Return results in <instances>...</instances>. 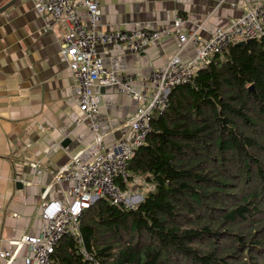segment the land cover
<instances>
[{
  "label": "trees",
  "instance_id": "trees-1",
  "mask_svg": "<svg viewBox=\"0 0 264 264\" xmlns=\"http://www.w3.org/2000/svg\"><path fill=\"white\" fill-rule=\"evenodd\" d=\"M128 167L151 188L95 202L57 264H264V35L175 87Z\"/></svg>",
  "mask_w": 264,
  "mask_h": 264
},
{
  "label": "crops",
  "instance_id": "crops-1",
  "mask_svg": "<svg viewBox=\"0 0 264 264\" xmlns=\"http://www.w3.org/2000/svg\"><path fill=\"white\" fill-rule=\"evenodd\" d=\"M10 1L0 0V8ZM100 11L102 32L170 26L182 16L183 30L202 24L200 36L207 38L216 27L241 17L246 4L241 0H100ZM65 33L61 24L37 14L33 0H16L0 12V252L13 253V242L41 229L42 202L63 200L67 185L52 184L50 170L73 156L87 161L94 154L91 134L85 125L74 124L81 116L75 82L59 59ZM176 45V37H163L138 55L112 53L100 46L98 57L115 72L133 75L137 88L144 89L141 78L164 66ZM194 55L189 47L181 60L187 62ZM100 90L95 89L101 95L97 119L108 147L119 139L136 107L115 86ZM65 138L70 142L62 148ZM25 159L39 161L41 175H35ZM130 184L118 183L122 190H129ZM25 251L20 249L10 264H24ZM0 264L6 261L0 259Z\"/></svg>",
  "mask_w": 264,
  "mask_h": 264
},
{
  "label": "built area",
  "instance_id": "built-area-1",
  "mask_svg": "<svg viewBox=\"0 0 264 264\" xmlns=\"http://www.w3.org/2000/svg\"><path fill=\"white\" fill-rule=\"evenodd\" d=\"M241 1L246 4L241 17L216 27L207 38H202L203 25L185 31L182 16L175 17L170 26H136L131 30L102 32L100 0H33L37 14L61 24L66 30L59 59L75 82L81 116L74 124L85 125L92 136L94 154L87 161L73 156L64 165L50 170L52 184L67 185L63 200L42 202L38 215L43 224L41 229L13 242L16 247L13 253L0 252L1 260L10 264L24 248V264H57L53 256L58 243L65 237H79V218L95 202L104 199L129 209L138 205L143 195L121 190L118 181L123 185L130 182L129 161L150 134L152 118L167 110L170 92L192 82L213 56L222 54L230 45L264 35V0ZM80 10H84L83 15ZM163 37H176V51L164 66L141 78L144 89L137 88L133 75L115 72L98 57L100 46L108 47L112 53L138 55ZM189 47L195 55L183 62L181 54ZM112 86L135 103L136 111L124 123L119 139L105 147L97 119L101 95L95 89ZM24 164L35 175H41L39 161L25 159Z\"/></svg>",
  "mask_w": 264,
  "mask_h": 264
},
{
  "label": "rangeland",
  "instance_id": "rangeland-1",
  "mask_svg": "<svg viewBox=\"0 0 264 264\" xmlns=\"http://www.w3.org/2000/svg\"><path fill=\"white\" fill-rule=\"evenodd\" d=\"M130 182H131L132 185L131 184L129 185V190L128 191L138 193V194H140V196H142V195L144 196V194L146 193V190L151 188L149 186V184H147L141 178H138V177L134 178ZM122 189H124V187Z\"/></svg>",
  "mask_w": 264,
  "mask_h": 264
},
{
  "label": "water",
  "instance_id": "water-1",
  "mask_svg": "<svg viewBox=\"0 0 264 264\" xmlns=\"http://www.w3.org/2000/svg\"><path fill=\"white\" fill-rule=\"evenodd\" d=\"M16 0H12L10 1L8 4H6L5 6L0 8V12H2L5 8H7L10 4H12L13 2H15ZM251 40H246V41H241V42H237L234 45L235 46H244L247 43H249ZM100 92H103V88H101ZM70 140L68 138H65L62 142H61V147L62 148H66L67 144H69ZM16 186H19V183L16 184Z\"/></svg>",
  "mask_w": 264,
  "mask_h": 264
}]
</instances>
